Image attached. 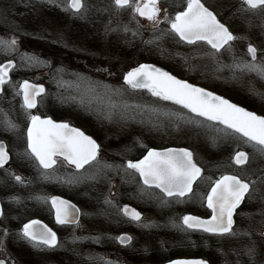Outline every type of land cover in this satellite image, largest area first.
Here are the masks:
<instances>
[{"label": "rangeland", "instance_id": "rangeland-1", "mask_svg": "<svg viewBox=\"0 0 264 264\" xmlns=\"http://www.w3.org/2000/svg\"><path fill=\"white\" fill-rule=\"evenodd\" d=\"M202 1L236 39L219 52L202 50L201 45L167 47L165 52L172 53L183 66L184 60L192 66L172 68L189 72L195 82L207 87L215 84L211 80L214 74L220 75L216 82L220 92L236 100L247 93L264 104V78L236 67L251 61L248 44L257 49L256 62L264 63V7L249 9L243 0ZM186 2L159 0L160 22L155 23L134 14L131 8H116L112 0H83L84 8L78 13L68 8V0H0V38L17 41L15 50L0 46V63L16 62L0 95V140L8 139L13 155V161L0 168L4 204L0 257L7 264H157L170 258L173 249H191L192 254L205 256L214 264H264V155L250 144L244 142L250 154L239 172L260 177L259 213L238 222L233 234L217 238L218 242L206 244L208 247L190 242L201 241L190 234L183 238L187 232L181 227L182 218L190 212L191 197L155 202L154 195L124 165L151 145L169 143L191 148L204 176L232 169L230 162L239 148L235 134L156 98L146 89H131L122 82L129 67L149 61L152 52L160 50L158 46L168 43L171 30L164 19L165 10L174 18ZM24 79L46 86L35 112L76 121L82 130L93 134L99 152L91 166L80 173L60 162L46 172L30 166L25 144L5 126L17 112L15 90ZM82 119L92 122L91 127ZM15 162L19 169L14 168ZM22 166L27 169H20ZM34 170L38 176L29 173ZM63 189L71 191L79 206L80 221L72 227L56 228L55 247L44 249L28 242L20 234V220L39 215L46 219L48 208L32 201L47 202ZM124 204L138 207L143 217L137 222L124 217ZM259 221L261 225L255 228L252 223ZM122 231L133 238L131 246L123 250L113 245ZM38 247L45 254H40Z\"/></svg>", "mask_w": 264, "mask_h": 264}, {"label": "snow or ice", "instance_id": "snow-or-ice-1", "mask_svg": "<svg viewBox=\"0 0 264 264\" xmlns=\"http://www.w3.org/2000/svg\"><path fill=\"white\" fill-rule=\"evenodd\" d=\"M249 9L264 7V0H243ZM118 9L131 8L134 14H139L155 23H159L161 12L159 0H114ZM68 8L80 12L84 8L83 0H69ZM165 21L170 24V30L180 40L188 44L199 41L206 42L212 49L219 52L235 36L220 23L217 17L208 10L201 0H187L186 8L168 17L165 10ZM15 39L0 38V46L15 50ZM251 57L250 62L236 65L240 70L255 72L264 78V63H257V49L249 45L247 49ZM29 61L35 57H27ZM39 62V61H37ZM15 65L9 61L0 65V85L8 82L9 70ZM124 82L133 89L146 88L153 96L190 110L197 116L209 121H216L239 134L244 142L250 144L261 155H264V117L246 111L230 101L195 87L185 81L151 65L142 64L128 71ZM23 93V107L32 109L36 107V97L44 92L42 86L24 81L20 85ZM19 94V93H18ZM31 126L27 130L28 149L39 165L44 169H52L56 164V157H62L69 165L77 170L85 165L91 166L97 160L99 145L90 136L81 130L70 127L67 123H55L51 119H41L40 116L30 115ZM9 128H15L10 121H6ZM238 165L245 164L248 156L244 152H237L234 157ZM8 161L5 145L0 143V167ZM128 169L139 173L144 185L155 187L168 197H183L192 192V185L201 175V169L193 162L192 153L186 149H167L165 151L149 150L147 155L138 162L129 161ZM18 182L22 178L16 176ZM250 192L249 183L234 175H224L216 180L211 191L206 196L207 207L212 215L208 220L195 216H184L183 225L187 229H200L206 233L217 235L233 234L234 214ZM52 207L56 212L58 224L76 223L74 206L58 197L51 198ZM126 216L139 221L140 213L123 209ZM2 215V212H0ZM23 236L38 244L55 247L56 233L47 226H41L39 221H31L23 226ZM121 243L130 242L131 237L118 238ZM0 264L4 261L0 260ZM173 264H206L205 261H174Z\"/></svg>", "mask_w": 264, "mask_h": 264}, {"label": "flooded vegetation", "instance_id": "flooded-vegetation-1", "mask_svg": "<svg viewBox=\"0 0 264 264\" xmlns=\"http://www.w3.org/2000/svg\"><path fill=\"white\" fill-rule=\"evenodd\" d=\"M141 2H142V0H141ZM186 4H187V2L185 3V5L180 10H183L186 7ZM180 10H178V11H180ZM217 18L227 27V25L223 22V20L221 18H219V17H217ZM169 27H170V24H169ZM228 30L232 33V31L229 28H228ZM232 35H233V33H232ZM167 40H168V43L166 45H164L163 47L162 46H158L159 44L158 45L156 44L159 47L160 50L157 51V52L156 51H153L152 54H151V57H150L151 59L149 58V61H147V62H153V63H156V64L160 65L161 67H165L167 70H169L170 73H172L174 76H176L178 78L187 80L188 82H191L193 84L199 85V86L204 87V88H207V89H209V90H211V91H213V92H215L217 94H220L222 96H225L229 100H231V101L239 104L240 106H242V107H244V108H246L248 110H251V111H253V112H255V113L259 114V115L264 116V104H263V102H261V103L260 102H257L255 99H253V97L251 98V96H249L247 93H242L241 98H239L238 100H236L237 98L227 96L223 92H220V90L217 89V87L219 85H217V83H216V82H219L218 81V78H220V75L218 77H217L216 74H214L215 76H213V77L211 75L212 78L211 77L210 78L212 80V83H215L213 86H208L207 87V86H203V84L202 85L198 84V82H195L196 81L195 78L192 77L189 74V72H187V71H181L180 72V70H176V69L172 68V67H192L188 63L187 60H184L185 61V64L183 66L182 65L183 63H181L180 60L177 59L172 53H168L167 51L165 52V50H168V48H171V47L172 48H174V47L189 48V47L196 46V45H198V46H200V45L201 46H204V47H202V50L208 49L209 51H216V50L212 49L210 45H208L206 42H203V41H199V42H197L195 44H188L186 41L180 40L179 37L177 35H175L174 33H172V32H170L169 37L167 38ZM226 46L227 45H225L222 49H224ZM186 63H187V65H186ZM8 82H9V80H8ZM7 83H5V84L2 85V88H1V91H0V95L5 91V89L7 87ZM44 90L46 91V86H44ZM15 91L17 93L16 100H17L18 104H16V110H17V112L13 115L14 116V119L11 122L12 124L15 125V128H12L13 129V134H16L17 133L20 136V143L23 144V145L25 144L24 147H23V149L26 152L25 158H27V159L29 158V162L31 163L30 166L36 167V168H38L42 172L43 171H45V172L46 171H49L51 169H49V170L41 169L39 167V165L37 164L36 159L34 157H32L31 154H29V152L27 151V147H26V142H27V140H26V128H27L28 123H29V120H30L29 119V116L30 115H35V116L36 115H40V116H50L52 119H54L56 121H62V122L69 123V124H71V125L79 128V129H81L82 126L80 124H78L76 121L73 123V122H70V121L65 120L63 118H58L56 116H52L49 113L48 114H44V113L38 114L37 111L35 112V110H36V108H37V106L39 104V99L42 97V95H44V92L45 91L41 95H39L37 97V105H36L35 108H32V109H25L23 107V99H22V96H21L20 86H18V88ZM30 111H32V112H30ZM81 121L84 122V123H87L88 126H90V124H92V122H86L84 119H82ZM3 124H5V123H3ZM5 126H7V125L5 124ZM84 127H86L85 129L89 128L87 126H84ZM224 128H226V127H224ZM227 130L230 131L232 134H235V136L238 139V141H237L238 144H236V145H239V148L236 150V152L234 154H236L239 151H244L247 154L248 158H249L250 151L245 147V145H244V139L241 138V137H239V134L233 133L231 129H227ZM82 131H84V130H82ZM90 135L93 136V134H90ZM240 140H242V141H240ZM0 142H3L5 144V148H6V151L8 153V161L4 165V166H6L7 164H9V163H11L13 161V159H12L13 158V155L11 154V150L8 149V143H9L8 142V139H5V141L4 140H0ZM163 143H166V142H163ZM168 146H179V145H170L169 143H168V145L163 144L160 147H154L153 145H151V147H148L145 151H143L140 154L134 156L132 159L125 161L124 165L127 168V162L128 161H134V160L141 159L145 155L146 151L148 149H150V148H165V147H168ZM191 152H192L193 159L195 160V162L197 164H199L197 162L196 158H195V155H194L192 149H191ZM234 154H233V156H234ZM233 156H232V160L230 162L232 169H229V170H226V171L220 170V171L215 172L214 174L211 173L210 175L204 176L203 175V172L205 170H204L203 166L199 165L200 166V169H201V175L193 183V185H192V189H193L192 192L186 194L183 197H178V196L168 197L163 192H161L159 189H157L155 187H149L147 185H144L143 182L141 181V178H140L138 172H136L133 169H128V168L127 169L130 172L134 173L136 175V179L138 180V182L142 186H144L147 190H149V192L152 195H154V197L156 199L155 202L167 203V202H170L172 200H180V201H183V200H189V197H191L190 198V205H189L190 212L184 214V216L185 215H193V216H198V217H202V218H208V217H210L212 215L211 209H209L207 207L206 196L211 191V187L213 186L214 182L216 180L220 179L221 176L226 175V174L234 175V176L239 177L240 179H242L245 182L249 183V185H250V192L248 194H246L245 200L242 202L241 206L236 210V213L234 214V217H233V219H234L233 229H234L235 226H236V224H238V222H241L242 223V222H245V221H249L250 220V216H254L257 213H259V208H260L262 202H261V199H260L261 193L259 192V188H260V186H259L260 177L257 176L256 174H254V175H241L240 172H239V169L242 168L247 162L245 164L238 165V164H236L234 162V157ZM30 158L32 160H34V161H32ZM55 159L57 160V163L60 162L64 166H66L67 168H70V169L72 168V166L66 164L63 159L58 158V157L55 158ZM87 166H85V167H87ZM16 167L19 169V165L15 162L14 168H16ZM0 168H2V167H0ZM20 169H27V167L22 166ZM81 170L82 169L75 170V171L80 173ZM29 173H32L34 176H38V171H36V170L29 171ZM16 176H19L20 177V175H16ZM30 178H31V175L29 177V180H30ZM56 194L58 196H61V197L65 198V199H69L68 197H66L65 195L60 194V193H55L53 195H56ZM29 195H30V197H33L34 196L33 193H30ZM53 195H51V197ZM51 197H49V199L47 200V202H45V200L39 199V198H36V201H32V203H36L37 206L41 205L42 207H44V206L45 207H48L47 208V215L49 214V220H48L49 222L46 219L41 218L40 215L39 216H34L32 218L24 219V221H22V219H21L20 221L22 223H21L20 234L22 236H23V233H22L23 225L27 221H29V220L36 219V220H40V221H42L44 223H47L49 226H51L53 228L54 231L56 230V228H60V227H72V226H75L80 221L81 214H80V218H79L78 222L75 225H66V224H63V225L56 226L57 224L55 225V223H54L53 212H52V208H51L50 202H49ZM0 203H1V206H2V209H3L4 204H3V201H2L1 198H0ZM136 208L138 210H140L138 207H136ZM122 215L124 217H126L127 219H130L129 217L125 216L123 213H122ZM50 222H52V223H50ZM252 224L255 226V228L257 226L261 225L260 224V221L257 222V223H252ZM181 227H182V229L185 232L187 231L192 237H194V238H200L201 239V241L191 240L190 242H193V243H196V244H203V245H205L207 247H208V245H206V244H210V245L216 244L218 242L217 238L224 236V235H217V234H213V233H206V232H204V231H202L200 229H187L183 225V218H182V225H181ZM123 232H127V231H122L120 233H123ZM55 233L57 235V232L56 231H55ZM263 235H264V230H263ZM24 238L27 239L28 242L35 243L34 241H31V240H29L26 237H24ZM57 240H58V236H57ZM113 245H116L119 249L126 248L125 246L119 245L118 243L117 244H113ZM182 257H186V258L187 257L199 258L201 260H205L207 262V264H214L209 258H207L205 256H202V255H198V254H196V255L193 254V255H190V256H182ZM256 264H263V263L262 262H256Z\"/></svg>", "mask_w": 264, "mask_h": 264}, {"label": "water", "instance_id": "water-1", "mask_svg": "<svg viewBox=\"0 0 264 264\" xmlns=\"http://www.w3.org/2000/svg\"><path fill=\"white\" fill-rule=\"evenodd\" d=\"M207 8V7H206ZM209 10V9H208ZM209 11H211V10H209ZM212 12V11H211ZM213 13V12H212ZM139 15V14H138ZM140 16V15H139ZM221 23V22H220ZM9 61H11L13 64H15V62H14V60H12V59H9V60H6V61H4V62H2L0 65H6V64H8V62ZM142 64H145V65H151V66H153L154 68H158V69H160V70H162V71H164V72H167V73H169L166 69H164L163 67H160V66H158V65H156V64H152V63H139V64H137V65H135V66H133V67H131V68H129L124 74H123V81H124V76L127 74V72L128 71H131L133 68H137V67H139L140 65H142ZM170 74V73H169ZM171 75V74H170ZM173 76V75H172ZM175 77V76H174ZM176 78V77H175ZM176 79H178V78H176ZM179 80H181V79H179ZM24 81H28V80H24ZM23 81V82H24ZM181 81H184V80H181ZM22 82V83H23ZM30 84H33V85H37V86H42L43 87V85L42 84H37V83H33V82H31V81H28ZM186 82V81H185ZM21 83V84H22ZM187 83H189V82H187ZM189 84H191V83H189ZM191 85H193V84H191ZM193 86H195V87H198V88H202V87H199V86H196V85H193ZM0 89H1V85H0ZM202 89H204L205 91H207V92H211V91H209V90H207V89H205V88H202ZM212 94H214V95H216V96H219V95H217V94H215V93H213V92H211ZM219 97H222V96H219ZM22 98H23V93H22ZM222 98H224V97H222ZM225 99V98H224ZM227 100V99H226ZM23 103H24V101H23ZM232 103V102H231ZM233 104H235V103H233ZM237 105V104H236ZM238 107H241V106H239V105H237ZM242 108V107H241ZM246 110V109H245ZM246 111H248V110H246ZM249 112H251V111H249ZM259 116V115H258ZM41 119H51V118H49V117H41ZM52 120V119H51ZM55 123H66V122H62V121H55V120H53ZM68 124V123H67ZM70 127H72V128H77V127H74V126H72V125H70V124H68ZM31 126V121H29V124H28V126H27V129H26V137H27V130H28V128ZM77 129H79V128H77ZM80 130V129H79ZM82 131V130H81ZM83 132V131H82ZM85 134V133H84ZM85 135H87V134H85ZM87 136H89V135H87ZM91 137V136H90ZM92 138V137H91ZM93 139V138H92ZM27 140H28V138H27ZM94 140V139H93ZM0 143H3V142H0ZM4 144V143H3ZM5 145V144H4ZM27 147H28V143H27ZM167 149H186V150H188L187 148H183V147H169V148H166V149H150V150H156V151H160V152H162V151H165V150H167ZM29 150V149H28ZM30 151V150H29ZM188 151H190V150H188ZM145 155H147V153L145 154ZM144 155V156H145ZM144 156L141 158V159H143L144 158ZM58 158H61V159H63L62 157H59L58 156ZM141 159H139V160H141ZM139 160H135V161H133V163H135V162H138ZM66 162V161H65ZM194 162V161H193ZM67 163V162H66ZM71 166H73L74 168H75V166L74 165H71ZM198 167V166H197ZM76 169V168H75ZM141 178V177H140ZM141 181L143 182V180H142V178H141ZM53 197H58V198H60L61 200H64V201H67L70 205H73L74 206V211H75V220H76V222L78 221V219H79V208L77 207V205L76 204H74V203H72L71 201H69V200H67V199H65V198H63V197H61V196H58V195H55V196H53ZM50 204H51V199H50ZM51 207H52V204H51ZM125 207H127L128 209H130V210H135L136 212H138V213H140L135 207H133V206H131V205H126V206H124V208ZM123 208V209H124ZM52 209H53V217H54V220L56 221V212H55V209L52 207ZM0 212H2V209H1V205H0ZM188 216H191V215H188ZM130 217V216H129ZM196 217V216H195ZM131 218V217H130ZM210 218H211V216H210ZM210 218H207V219H203V218H200V219H202V220H208V219H210ZM31 221H39L40 222V225L41 226H47L45 223H43L42 221H40V220H31ZM31 221H28L27 223H25V224H28V223H30ZM24 224V225H25ZM72 224H74V223H69L68 225H72ZM47 228H49L48 226H47ZM23 232V231H22ZM122 236H127V237H130L127 233H121L119 236H118V238L119 237H122ZM117 238V240H118V242L120 243V244H127L128 242H126V243H121L120 242V240ZM0 260H2V261H4V264H6V262H5V260L4 259H0ZM196 260H199V259H192V258H179V259H173V260H170V261H168V262H165V263H163V264H173V262L174 261H196Z\"/></svg>", "mask_w": 264, "mask_h": 264}, {"label": "trees", "instance_id": "trees-1", "mask_svg": "<svg viewBox=\"0 0 264 264\" xmlns=\"http://www.w3.org/2000/svg\"><path fill=\"white\" fill-rule=\"evenodd\" d=\"M60 194H63V195H65L66 197H68V198H71L72 196H71V191L69 190V189H63V191L60 193ZM44 218H46V220L48 221L49 220V214L47 215V217H44ZM49 222V221H48ZM50 223H52V222H50ZM187 232V231H186ZM189 236V235H188ZM183 238H187V237H184L183 236ZM129 246H131V245H129ZM129 246H127V247H129ZM126 247V248H127ZM39 248V247H38ZM44 248V247H43ZM45 249V248H44ZM44 249L43 250H41L40 251V248H39V252H40V254L42 253V254H45L44 253ZM124 248H121V250H123ZM192 251H191V249H188V250H186V251H184V250H181V249H173V252H172V255H171V257H175V256H179V255H183V254H187V255H192V253H191ZM199 255V254H198Z\"/></svg>", "mask_w": 264, "mask_h": 264}]
</instances>
